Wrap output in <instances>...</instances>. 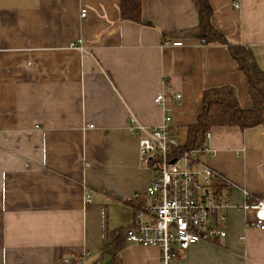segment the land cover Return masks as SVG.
Listing matches in <instances>:
<instances>
[{
	"label": "crops",
	"instance_id": "1",
	"mask_svg": "<svg viewBox=\"0 0 264 264\" xmlns=\"http://www.w3.org/2000/svg\"><path fill=\"white\" fill-rule=\"evenodd\" d=\"M209 1L214 26L264 70V0ZM120 2L0 0V264H163L158 247L122 234L153 179L130 118L159 125L155 96L171 85L185 146L205 90L231 87L253 108L228 46L200 36L193 0H142L145 23L122 20ZM78 39L89 51L70 47ZM210 132L216 155L204 158L230 183H219L233 203L227 235L172 264H264V230L240 208L246 193L264 196V126Z\"/></svg>",
	"mask_w": 264,
	"mask_h": 264
},
{
	"label": "built area",
	"instance_id": "2",
	"mask_svg": "<svg viewBox=\"0 0 264 264\" xmlns=\"http://www.w3.org/2000/svg\"><path fill=\"white\" fill-rule=\"evenodd\" d=\"M87 15L88 8L83 7L81 17ZM170 43L183 45L181 41ZM70 47L89 51L83 39L71 42ZM181 99L182 94L166 84L155 96V103L163 113L161 123L151 127L132 116L128 124L129 133L139 138L141 162L150 164L153 179L145 196H136L142 197V201L133 222L122 234L129 243L158 247L163 264H172L179 251L196 243L226 237L225 210L233 207L232 200L219 186L230 183L204 158L215 157L216 151L206 142L191 151H179L183 145L174 131L172 109ZM205 137L209 140L211 132ZM91 201L88 196L87 202ZM240 208L244 212L253 211L251 225L264 230V196L246 193V201Z\"/></svg>",
	"mask_w": 264,
	"mask_h": 264
},
{
	"label": "trees",
	"instance_id": "3",
	"mask_svg": "<svg viewBox=\"0 0 264 264\" xmlns=\"http://www.w3.org/2000/svg\"><path fill=\"white\" fill-rule=\"evenodd\" d=\"M199 12L198 30L205 44H225L232 57L238 63V68L246 76L253 108L243 109L233 88L224 87L208 89L203 93V110L197 122L188 128V140L179 151H191L203 145L207 132L214 127L238 126L247 129L264 126V70L259 66L252 50L232 43L212 23L214 10L209 0H193ZM120 13L122 20L145 23L142 19V0H121ZM222 187V185H219ZM135 200H138V202ZM135 207L140 204V198L132 200ZM117 260V258H116ZM122 264L121 261H114Z\"/></svg>",
	"mask_w": 264,
	"mask_h": 264
}]
</instances>
